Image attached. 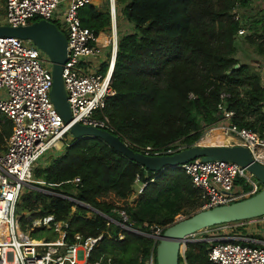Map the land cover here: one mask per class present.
I'll return each mask as SVG.
<instances>
[{
  "label": "trees",
  "instance_id": "16d2710c",
  "mask_svg": "<svg viewBox=\"0 0 264 264\" xmlns=\"http://www.w3.org/2000/svg\"><path fill=\"white\" fill-rule=\"evenodd\" d=\"M124 2L123 16L134 29L118 38L111 74L114 94L103 108L108 131L135 151L146 146L175 150L178 144L186 148L219 123L220 103L233 111L231 123L258 134L264 131V85L255 68L264 61V13L253 17L256 12L247 9L250 0ZM237 8H245L239 21L233 18ZM78 14L81 24L96 34L110 23L108 12L92 4ZM241 28L250 31L245 38L261 57L241 62L235 56ZM11 131V122L0 114V150ZM34 176L40 182L27 188L15 207L19 214L30 212L28 219L21 216V228L52 214L56 220H68V241L75 233L85 238L102 235L90 252V264L99 259L107 264L108 258L111 264H145L150 253L155 259L156 242L147 235L152 228L162 232L176 215L201 206L200 191L182 167L148 170L97 137L72 138L36 167ZM136 178L145 186L129 202ZM118 210H125L141 233L122 229ZM250 237L264 241V233ZM206 238L186 242L187 264H212Z\"/></svg>",
  "mask_w": 264,
  "mask_h": 264
},
{
  "label": "built area",
  "instance_id": "2783aa9c",
  "mask_svg": "<svg viewBox=\"0 0 264 264\" xmlns=\"http://www.w3.org/2000/svg\"><path fill=\"white\" fill-rule=\"evenodd\" d=\"M89 4L96 8L107 5L110 23L98 34L83 26L79 18V9ZM124 5V0H0V25H27L32 19L39 18L53 22L65 34L67 53L61 76L75 122L106 130L110 127L103 108L106 98L114 94L111 74L119 38L118 23L123 19L127 23L122 13ZM235 10L233 18L239 21L240 16ZM118 15L122 19L118 20ZM103 31L107 32L103 33L104 42L99 40ZM244 32L245 29L241 28L238 35ZM103 63L106 69L102 73ZM255 68L260 75H264V62L255 65ZM51 86V63L42 50L30 40L0 37V114L12 124L11 134L0 152V264H90V252L102 237L85 238L75 233L72 241H68V220H56L52 214L36 217L25 224V229L21 228V216L30 217L29 211L19 214L15 210L23 187H34L33 183L40 182L34 176V169L45 162L38 161L48 151H57L58 143L63 146V138L69 130V124L64 123L50 100ZM225 96L221 95L222 98ZM218 109L221 120L214 127L232 137L233 141L228 145L247 148L252 159L264 166V131L258 134L231 123L233 111L227 110L224 103L218 104ZM202 138L203 135L198 140ZM193 145L202 144L196 142ZM139 151L159 155L177 150L146 146ZM180 167L200 191L199 210L230 204L262 188L261 182L252 173L235 162L196 158ZM78 181V177L74 178V182ZM144 186L145 183L136 178L131 195L136 198ZM132 201L129 198V202ZM117 213L122 229L141 233L125 210H118ZM250 223L253 235L264 232V215L250 219ZM227 225L216 226L219 232H224ZM35 230L52 231L55 236L34 238L32 234ZM123 237L122 233L118 234L119 239ZM249 241L253 245L248 244ZM209 242L207 256L212 264H264V241L219 233L218 238ZM184 251L185 248L179 264H187ZM93 264H101V260ZM107 264H111L110 258ZM145 264H155L153 253L149 254Z\"/></svg>",
  "mask_w": 264,
  "mask_h": 264
},
{
  "label": "water",
  "instance_id": "95a60500",
  "mask_svg": "<svg viewBox=\"0 0 264 264\" xmlns=\"http://www.w3.org/2000/svg\"><path fill=\"white\" fill-rule=\"evenodd\" d=\"M0 37H17L30 40L42 50L51 63L52 86L49 97L73 139L97 137L102 139L127 159L151 171H160L166 167H178L193 159L225 160L235 162L246 168L261 182L262 188L257 193L230 204L201 209L195 213L174 221L162 232L157 227L147 234L155 242L156 264H179V257L186 242L195 240V233L224 223L252 219L264 215V166L255 162L248 149L240 145H192L169 154L147 155L133 150L127 142L106 129L83 125L72 120L71 110L61 76L66 60L67 39L53 22L38 19L27 25H0ZM204 136V135H203ZM92 209L91 207L87 206ZM103 215V214H102ZM106 217L105 215H103ZM107 218V217H106Z\"/></svg>",
  "mask_w": 264,
  "mask_h": 264
},
{
  "label": "rangeland",
  "instance_id": "374dc122",
  "mask_svg": "<svg viewBox=\"0 0 264 264\" xmlns=\"http://www.w3.org/2000/svg\"><path fill=\"white\" fill-rule=\"evenodd\" d=\"M100 8L102 10H106L107 12V5L104 4V5H101ZM264 8V0H250V4H249V7L247 9H250L248 10V12H251V13H255V15L253 17H259L260 15H262V13H264V10H262ZM245 8H237L235 11L236 13L240 16V18L244 19L243 17V12L245 11L244 10ZM0 14H2V11H0ZM122 19V17L120 15H118V20ZM122 22H119L118 23V29L119 30V35H121V33H125V32H128V31H132L134 29V27H132V25H127V23L123 20H121ZM104 34H107V32H104ZM250 33L249 30L245 29V32L243 35L241 36H237V39H238V42H237V51H236V57L238 58L239 61L241 62H245V61H248V59L250 58H259L262 56V54L258 53V51L254 48V46L250 45L247 40H246V35H248ZM48 58V57H47ZM249 62V61H248ZM212 129H210V131H204L202 135H204V138H202L200 141H196L197 143L200 142V144L202 145H211L210 142H213L215 140H212V138H214V136L219 132V130H217L216 127H211ZM218 131V132H217ZM70 140H72V136L70 135V133L68 132V134L65 135V137L63 138V144H66L67 142H69ZM195 142V143H196ZM57 151L55 150H50L48 151L42 159H40L38 162L42 161L43 160V163L44 162H48L50 161V159L57 155L61 150L62 148L64 147L61 146L60 144H57ZM181 148L183 149L182 145L178 144L177 145V149L176 150H181ZM3 150V149H2ZM0 150V152L2 151ZM46 158V159H45ZM42 163H39L38 164V167L41 166ZM27 188H32V187H23V190H22V194L26 193L27 192ZM21 194V195H22ZM130 201L131 199H133V201L136 199L133 195H131L130 197ZM199 210V209H198ZM198 210H195V211H191V212H181L180 214L176 215L175 216V221L179 220V219H183L185 217H188L189 215L195 213L196 211ZM22 212L25 214L27 212V210H22ZM88 215H90V213H88ZM264 231V230H263ZM26 232V231H25ZM219 231L217 232H214V236L213 238H218V233ZM264 233V232H263ZM51 237V236H55V234L52 232V231H40V230H35L32 234V237L34 238H41V237ZM209 234H207V232H204V231H199L197 233H195V235L193 236L194 238H200V239H203L204 237H208ZM207 241H213V240H209L208 238H206Z\"/></svg>",
  "mask_w": 264,
  "mask_h": 264
},
{
  "label": "crops",
  "instance_id": "0c3cea01",
  "mask_svg": "<svg viewBox=\"0 0 264 264\" xmlns=\"http://www.w3.org/2000/svg\"><path fill=\"white\" fill-rule=\"evenodd\" d=\"M97 10H99L101 12L106 11V10H102L100 8V6L97 7ZM129 24L132 25L131 23H128V21H127V25H129ZM99 40L102 41V42L105 41V37H104L103 32L100 33ZM258 64H261V63H256L255 65H258ZM102 65H103L102 66L103 68L106 67L105 63H103ZM103 72L104 71H102V73ZM261 82H262V85H264V75H261ZM213 142H215V141H213ZM217 144H221V143H217ZM222 145H228V144H222ZM218 228H219L218 226H212V227H207V228H205V229H203L201 231L207 232V234H209V236L207 237L209 240H214L215 239V238H213V236L215 234L214 232H217ZM252 230L253 229H252V226H251V223H250V219H247V220H242V221L228 223L227 229H225L224 232H218L217 234L219 235V233H221V234L223 233L224 235L227 234V236L246 237V238L250 239L251 238L250 236L253 235L252 234ZM148 237L151 238L150 236H148ZM204 238H206V237H204ZM195 239H200V238H195ZM254 240L256 241L257 239L254 238ZM248 243H252V242L249 241Z\"/></svg>",
  "mask_w": 264,
  "mask_h": 264
},
{
  "label": "bare ground",
  "instance_id": "6f19581e",
  "mask_svg": "<svg viewBox=\"0 0 264 264\" xmlns=\"http://www.w3.org/2000/svg\"><path fill=\"white\" fill-rule=\"evenodd\" d=\"M217 130H219V132L217 131L218 133L214 136V138H212L213 140H215V142H210L211 145H214L217 143L229 144L230 142L233 141L232 137L223 133L221 129L217 128Z\"/></svg>",
  "mask_w": 264,
  "mask_h": 264
}]
</instances>
